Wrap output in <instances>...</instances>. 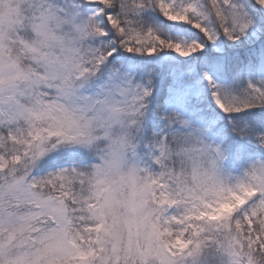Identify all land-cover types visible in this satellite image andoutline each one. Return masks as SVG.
I'll return each instance as SVG.
<instances>
[{"label":"snow or ice","instance_id":"1","mask_svg":"<svg viewBox=\"0 0 264 264\" xmlns=\"http://www.w3.org/2000/svg\"><path fill=\"white\" fill-rule=\"evenodd\" d=\"M0 264H264V0H0Z\"/></svg>","mask_w":264,"mask_h":264}]
</instances>
